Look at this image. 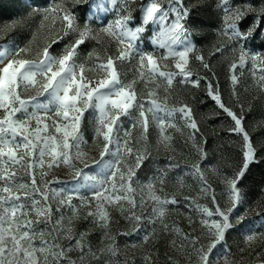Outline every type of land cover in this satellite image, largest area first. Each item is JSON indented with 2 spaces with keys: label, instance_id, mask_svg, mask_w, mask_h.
Returning a JSON list of instances; mask_svg holds the SVG:
<instances>
[{
  "label": "snow or ice",
  "instance_id": "obj_1",
  "mask_svg": "<svg viewBox=\"0 0 264 264\" xmlns=\"http://www.w3.org/2000/svg\"><path fill=\"white\" fill-rule=\"evenodd\" d=\"M110 2L116 4V0ZM83 3L85 12L92 17L103 11L105 14L99 17L102 22L115 11L100 0H83ZM217 7L223 12L221 34L229 41L240 43L256 30L258 24L247 32L241 30L240 23L247 13L233 8L230 0H218ZM246 7L254 10L251 4ZM189 14L182 0H168V7L161 0H146L141 3L137 16L129 9L128 0H122L115 18L102 23L99 29L117 45L116 54L102 57L90 52L88 60L80 62L78 50L94 36V30L87 21L81 26L71 10L58 4L44 10V19L51 16L53 31L59 20L63 36L75 34L76 37L60 54L54 55L51 51L58 39H52L37 51L35 58H29L30 47H17L15 43L0 45V264H76L68 257L73 244L62 245L59 241L63 238L74 242L83 264L86 233L77 234L71 218L67 226L63 224L64 207L69 208L73 216L77 215L73 199H80L90 207L94 200L95 210L89 211L88 217L103 229L109 227L110 209L114 208L137 226L140 221L149 219L153 224L159 221L169 230V225L163 221L166 206L177 203L175 198L156 194L154 178L145 186L148 197L140 196L138 202L134 185L139 182L138 171L150 155L147 142L152 124L158 128V143L167 149L172 141L167 129L177 128L178 116L185 127L192 130L189 138L201 159L206 157L196 141L199 128L191 108L187 104L169 106L178 77L179 83H191L193 87H199L203 79L191 70L196 49L186 27ZM149 36L152 51L141 47ZM224 47L219 46L215 51L222 52ZM157 51L163 54L158 55ZM194 58L205 69L209 68L203 55ZM134 60V78L126 81L120 65ZM249 61L253 69H260L258 86L264 90V58L243 47L238 60L230 65L232 84L238 83L236 70ZM89 72L94 75L90 77ZM138 85L143 87L138 88ZM208 89L209 95L234 122L229 131L241 134L242 143L240 160L233 174L222 177L228 196L227 207L220 206L199 163L191 165L187 173L198 184L200 194L210 195L214 205L196 204L202 214V235L208 243H201L199 237H184L193 249L196 264H214L215 251L226 243L229 232H244L249 244L258 236H264V213L257 215V227L247 212L241 214L239 210V182L255 157V148L243 127V117L225 106L219 90L213 89L210 83ZM88 112L93 114L92 143L98 156H90L85 151L88 140L84 122ZM136 131L139 139L133 138ZM141 144L144 147H140ZM169 167L178 165L170 164ZM59 168L68 170L67 179L47 178ZM160 183H164L162 177ZM61 184L69 187L53 186ZM82 189L90 192L91 199L80 194ZM146 199L152 202L150 216L137 215L136 210L144 206ZM56 214L60 219H55ZM107 251L116 255L111 245ZM225 264H229L227 259Z\"/></svg>",
  "mask_w": 264,
  "mask_h": 264
},
{
  "label": "rangeland",
  "instance_id": "obj_2",
  "mask_svg": "<svg viewBox=\"0 0 264 264\" xmlns=\"http://www.w3.org/2000/svg\"><path fill=\"white\" fill-rule=\"evenodd\" d=\"M39 1L0 0V45L15 43L17 47H30L29 58H35L37 51L42 50L52 39H58V43L52 45L51 51L54 55L60 54L66 44L74 42L75 34L63 36V29L60 27L59 20L56 22L55 30H51L52 18L50 16L48 20H45L44 10L62 4L69 10H73V14L77 16V22L81 26L87 21L95 33L92 38L87 39L80 46L78 50L80 62H86L90 52L99 53L102 57L116 54L117 45L110 41L99 29L102 23L106 24L108 20L115 18L122 6V0H116L115 5H111L110 0H100V2L108 3L115 8V11L107 15V20L103 22L99 17L105 13L99 11L96 16L92 17L90 13L85 12L86 5L83 0H55L50 2L51 6L46 8ZM142 2H146V0H128V7L133 15L138 16V9ZM161 2L165 7H168V0H161ZM182 3L190 13L186 21V27L189 29V38L196 49L191 59V70L195 75L203 78L200 83L204 85L203 87L208 89L209 83H212L210 60H212V64L216 63L218 67L221 65L225 66L226 69L222 76L225 79L228 77L231 81L232 72L230 71V65L233 61L238 60L241 47L245 51L264 58V0H230L233 8H240L247 13L244 18L247 20L246 26L241 24L244 19L240 23L242 31L247 32L253 25L258 24L252 35L247 40L240 41V43L229 41L226 36L221 34L223 12L217 7L218 0H182ZM248 4H251L254 10H249L246 7ZM201 9L205 12V16H212L211 22L206 23L207 19L201 17ZM81 12L84 13L83 16H81ZM31 20H34L33 25ZM30 24L31 26H29ZM152 27L154 28L155 26ZM206 27L211 30V39L207 45L208 50L206 45L203 47L195 43L196 38L200 39L198 37L204 35ZM59 37H63V39H59ZM150 39V36L147 37L141 44V47L146 51L153 50ZM222 45L226 46L222 52H216V48ZM234 48L235 51L233 50ZM157 54L162 55L163 53L157 51ZM195 55H203L205 62L209 64V68L205 69L200 61L195 60ZM134 67H136L135 60L131 63L124 62L120 65L121 75L126 81H131L134 78L132 72ZM254 71L256 72L255 76L253 75ZM235 74L238 77V83L234 86L231 81L235 94L230 99L225 98L223 93L225 94L226 92H223V88H221V84L218 81H216V86H214V82L211 85L213 89L219 90L221 101L225 106L232 109L235 113L241 114V116L244 115L245 111H248L247 106L252 101L259 100L260 97L262 99L260 115L256 119H251L252 123H248L247 127L243 125L255 148V157L246 170L243 179L239 182L241 193L240 213L247 212L248 217L256 222L258 227L257 215L264 213V179L256 182H254L255 180H250L255 173L256 153L259 151L258 148L262 147L264 143V134H257L260 130H262L260 133H264V90L258 86L260 69H253L251 61L245 67L238 68ZM88 75L91 77L94 73L89 72ZM179 79L178 77L174 81L169 106L188 105L191 101L188 95L192 90L186 84L179 83ZM188 84L192 85L191 83ZM137 87L142 88L143 86L138 85ZM238 88H240L242 94H245V100H241L240 96H237ZM206 93L209 95V89ZM160 95H164L163 89L160 90ZM209 96L212 98L211 95ZM216 105L218 104L216 103ZM214 116L221 118L224 115L221 111H217ZM176 123L179 130L177 128L167 129V133L172 137L171 144L167 149L158 143L159 132L156 125L152 124L150 126L147 142V149L150 155H148V158L138 171L139 182L134 185L137 189L138 202L140 196L148 197V189L145 186L154 178L156 194L162 198H175L177 203L166 206L167 212L163 221V223L169 225V230H165L159 221L153 224L149 219L140 221L137 226L136 222L125 219V216L114 208L110 209L111 221L109 227L103 229L93 223L92 217H88V212L95 210L94 205L96 202L92 200V206L90 207L88 204H82L80 199H73L72 205L76 208L77 215L73 216L72 211L64 207L63 224L67 226L68 220L71 218L75 232L77 234L86 233L83 264H196L197 258L184 237L185 235L188 237H199L201 243H208L202 235L200 223L202 214L196 209V204L210 207H214V205L211 204L210 195L205 197L200 194L198 184L187 173L191 165L199 163L208 184L211 185L215 192L220 206L227 207L228 196L222 177H230L237 162L231 167L214 163L196 137L197 143L206 154L205 159L202 160L193 147L192 140L189 138V133L192 130L185 127L184 122L178 116ZM93 126V114L88 112L85 114L84 122L85 138L88 140L85 151H88L90 156H98V150L94 149L92 143ZM126 126L130 128L129 125L126 124ZM133 138L139 139L138 131L133 133ZM140 147H144V145L141 144ZM170 164L178 165V167L170 168ZM53 176L64 180L69 177V173L67 169L59 168L55 169L47 178L52 179ZM161 177L164 180L163 184L160 183ZM181 180L183 184L180 183ZM53 186L60 189L69 187V185L64 184ZM80 194L91 199L90 192L85 189H82ZM185 197H190L191 199L185 200ZM53 207H55V204H53ZM151 210L152 202L150 199H146L144 206L139 207L136 210V214L149 217ZM55 219H60V215L56 214ZM175 229H179V231L177 232ZM124 233H130V235H124ZM146 235L148 236L147 240L144 239ZM160 241L164 243L161 256L160 249L156 247ZM59 243L65 246L72 243L73 250L68 253V257L75 261L76 264H81V253L75 249L73 241L63 238ZM143 243L149 247H144ZM110 245L115 249L116 255H112L107 251ZM89 248L91 249L90 252L88 251ZM225 259H227L229 264H264V236H258L257 239L249 244L246 242L244 232H229L226 237V243L223 247L218 246L213 256L214 264H225Z\"/></svg>",
  "mask_w": 264,
  "mask_h": 264
},
{
  "label": "trees",
  "instance_id": "obj_3",
  "mask_svg": "<svg viewBox=\"0 0 264 264\" xmlns=\"http://www.w3.org/2000/svg\"><path fill=\"white\" fill-rule=\"evenodd\" d=\"M55 0H40V4H43V7L51 6L50 2ZM80 9V7H79ZM73 12V10H72ZM203 9H201L200 14L201 17H204L206 20V23L211 22L212 16L204 15ZM84 13L81 12V16H83ZM33 21L31 20V24L33 25ZM29 22V21H28ZM27 22V23H28ZM31 24L29 26H31ZM242 26H246L247 20L244 19V21L241 23ZM204 35L202 37H198L200 39H195L196 45L200 46H207L209 44V41L211 39V30L205 29ZM208 50V46H207ZM205 55V53H204ZM207 56V55H206ZM217 62V61H216ZM211 65V81L214 86H216V81H218L221 84V88H223V92H226L223 95L225 98L230 99L231 96H233L235 93L231 81L227 77L226 79L224 76H222V73L224 74V70L226 69L225 66L221 65L218 67V65L212 64V60L209 61ZM187 87H189L192 92L189 93V97L191 98L190 103H188V106L192 110V115L194 119L197 122L199 132L196 133V137L198 138L199 144L203 146L206 154L212 158L214 163H218L221 165H228V166H234L235 162L236 165L239 163L240 155H239V146L242 143V135L237 134L234 132H230L229 129L234 126V122L232 121L231 117L227 115V113L223 112V110L216 105L214 99H212L208 93V89L206 87H203V84H200L199 87H193V85L186 84ZM205 88V89H203ZM238 95L240 96L241 100H245V94L241 93L240 88H238ZM205 99V100H204ZM203 100V101H202ZM261 97L260 99H256L254 102L250 103L249 106H247V110L242 115L243 120L242 124L244 126H248V123H252L251 119H256L258 115H260L261 112ZM243 102V101H242ZM227 104V103H226ZM217 111H221L223 113V117L219 118L214 115L217 114ZM241 116V114H238ZM227 126V127H226ZM262 130L258 131V135H263L264 133H260ZM264 137V136H263ZM238 140V141H236ZM259 151L256 153V159L257 163L255 166V173L252 176L250 181H260L264 179V143L262 147L258 148ZM142 245L144 247H149L147 245ZM149 244V243H148ZM161 241L157 244L156 247H158L160 256L162 255L161 252H163V248ZM159 256V257H160ZM162 260V258L160 257Z\"/></svg>",
  "mask_w": 264,
  "mask_h": 264
}]
</instances>
